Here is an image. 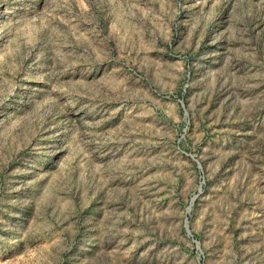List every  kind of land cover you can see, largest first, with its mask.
Wrapping results in <instances>:
<instances>
[{"label": "rangeland", "instance_id": "374dc122", "mask_svg": "<svg viewBox=\"0 0 264 264\" xmlns=\"http://www.w3.org/2000/svg\"><path fill=\"white\" fill-rule=\"evenodd\" d=\"M0 264H264V0H0Z\"/></svg>", "mask_w": 264, "mask_h": 264}]
</instances>
